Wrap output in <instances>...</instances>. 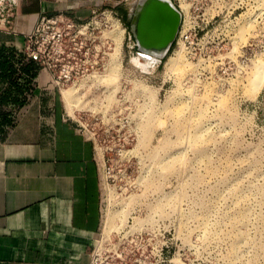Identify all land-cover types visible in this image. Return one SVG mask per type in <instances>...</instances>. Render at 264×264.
<instances>
[{
    "label": "rangeland",
    "instance_id": "1",
    "mask_svg": "<svg viewBox=\"0 0 264 264\" xmlns=\"http://www.w3.org/2000/svg\"><path fill=\"white\" fill-rule=\"evenodd\" d=\"M138 1L123 0L121 14ZM172 1L182 24L158 61L121 48L118 28L98 77L62 91L74 88L66 110L97 147V247L125 264L161 249L179 264H264V85L249 89L264 58V0ZM130 33L132 45L131 22ZM176 51L183 64L172 70ZM110 64L120 65L113 83Z\"/></svg>",
    "mask_w": 264,
    "mask_h": 264
},
{
    "label": "crops",
    "instance_id": "2",
    "mask_svg": "<svg viewBox=\"0 0 264 264\" xmlns=\"http://www.w3.org/2000/svg\"><path fill=\"white\" fill-rule=\"evenodd\" d=\"M123 0H19L0 26V264H87L103 222L97 147L48 71L22 48L37 17L88 16Z\"/></svg>",
    "mask_w": 264,
    "mask_h": 264
},
{
    "label": "built area",
    "instance_id": "3",
    "mask_svg": "<svg viewBox=\"0 0 264 264\" xmlns=\"http://www.w3.org/2000/svg\"><path fill=\"white\" fill-rule=\"evenodd\" d=\"M18 6L19 0H0L2 28L13 30ZM132 15L130 9L129 22L132 21ZM118 25L125 28L121 48L125 42L129 48L138 46L137 42L129 45V40H134L133 34L127 36L128 27L113 7H94L88 16L79 18L66 12L41 15L27 31L22 51L48 71L55 86L64 89L84 80L89 82L91 76L99 73V57H109L113 45L118 42L114 35ZM139 238L140 233H137L136 239ZM156 255L157 257L147 264H179L170 249H161ZM113 260L96 247L87 264H125L123 261L117 263Z\"/></svg>",
    "mask_w": 264,
    "mask_h": 264
},
{
    "label": "water",
    "instance_id": "4",
    "mask_svg": "<svg viewBox=\"0 0 264 264\" xmlns=\"http://www.w3.org/2000/svg\"><path fill=\"white\" fill-rule=\"evenodd\" d=\"M181 22L180 10L167 0H145L138 5L131 21L139 49L143 46L166 51L176 40Z\"/></svg>",
    "mask_w": 264,
    "mask_h": 264
},
{
    "label": "bare ground",
    "instance_id": "5",
    "mask_svg": "<svg viewBox=\"0 0 264 264\" xmlns=\"http://www.w3.org/2000/svg\"><path fill=\"white\" fill-rule=\"evenodd\" d=\"M144 1L145 0H140L137 3H134L132 5V8H131L132 14H134L136 12V9L138 8V5L140 3H143ZM167 1H169L170 3H172L175 6V4L173 3L172 0H167ZM185 6H186V8H185L186 10L185 9L184 10L188 11L187 5H184V7ZM181 14H182V12H181ZM181 24H182V22H181ZM118 28H123V27L118 25L116 27V30H118ZM121 31L124 33L125 29H122ZM123 35H122V38H121V43H122ZM141 50H142L141 55L143 57H145L146 59H149V61L151 63H154V62L158 61L159 57L163 56L166 53V50H150V49H147V48H145L143 46H141ZM183 59H184L183 51H176L174 53V55H172L169 58L168 68H170L172 70H176V68L178 66H180L181 63L183 62ZM253 64H254V68H253V71L251 72V75H250L251 78L249 80L250 81V83H249L250 88L249 89H250V92H251L250 94L253 93L255 95L256 92L259 90V88H261L262 85H264V58L258 59L256 62H253ZM119 66L117 64H115V65L110 64V66H108L107 69H106V74L104 73V75L107 76V79L108 80L110 79L112 83L117 78V75H118V68L117 67H119ZM180 68H181V66H180ZM92 77H98V75L95 74ZM137 86L140 87V85H137ZM142 88H143V90L145 92H147V95H149L150 99L154 100V96L152 95V91L149 88H147L146 86H143ZM73 89L74 88H69V89H65L64 90L63 94H64L65 97H67L69 99V101H71L73 99V97H74L73 96Z\"/></svg>",
    "mask_w": 264,
    "mask_h": 264
}]
</instances>
